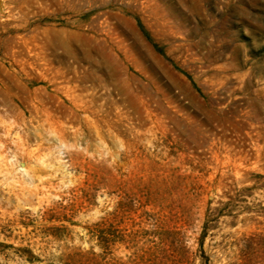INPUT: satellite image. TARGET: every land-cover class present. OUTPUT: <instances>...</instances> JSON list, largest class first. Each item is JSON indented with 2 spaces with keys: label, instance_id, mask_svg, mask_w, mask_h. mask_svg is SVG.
<instances>
[{
  "label": "rangeland",
  "instance_id": "obj_1",
  "mask_svg": "<svg viewBox=\"0 0 264 264\" xmlns=\"http://www.w3.org/2000/svg\"><path fill=\"white\" fill-rule=\"evenodd\" d=\"M7 2L0 264H264V0Z\"/></svg>",
  "mask_w": 264,
  "mask_h": 264
},
{
  "label": "bare ground",
  "instance_id": "obj_2",
  "mask_svg": "<svg viewBox=\"0 0 264 264\" xmlns=\"http://www.w3.org/2000/svg\"><path fill=\"white\" fill-rule=\"evenodd\" d=\"M65 1H67V0H65ZM98 2H100V3H104V2H106V0H97ZM7 0H0V15H5V13H6V5H7ZM10 3V2H9ZM10 5V4H9ZM14 46V45H13ZM216 258V257H215ZM219 258H221V256H219ZM218 259V258H217ZM222 259V258H221Z\"/></svg>",
  "mask_w": 264,
  "mask_h": 264
}]
</instances>
